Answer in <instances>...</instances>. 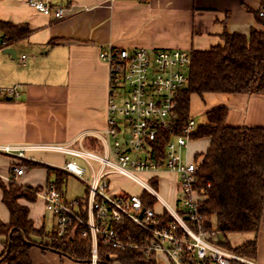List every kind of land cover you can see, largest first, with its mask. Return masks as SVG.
<instances>
[{
    "label": "crops",
    "instance_id": "obj_1",
    "mask_svg": "<svg viewBox=\"0 0 264 264\" xmlns=\"http://www.w3.org/2000/svg\"><path fill=\"white\" fill-rule=\"evenodd\" d=\"M49 1L54 7L67 8L64 19L44 16L31 8L28 0H0V22L30 30L26 37L8 47L16 53L15 57L0 50V88L23 86L19 100H0V146L68 144L87 134L97 140L103 154L104 146L95 136L102 135L108 126L109 68L99 57L105 46L207 51L223 45L225 33L249 35L251 30H263L256 13L264 0ZM23 56H26L24 61L20 60ZM217 106L228 107L229 127L264 128V95L193 96L190 116L206 119V112ZM209 145L207 138L191 140L184 151L193 161ZM28 155V160L58 169L68 162L80 161L56 153ZM19 163L15 155L0 152V223L3 224H8L11 216L3 203L1 184L9 185L11 170ZM139 175L155 187L159 186L160 176L171 177L173 193L169 202L179 207L176 174L162 171ZM111 178L109 191L113 195L143 193V190L131 193L118 186L117 182L125 179L121 176ZM47 182V171L37 168H28L27 174L17 180L19 185L33 188ZM21 204L28 207L35 229L54 228L47 220L42 200L21 201ZM157 205L154 210L161 216L165 209L157 211ZM219 234L215 242L222 241ZM250 234L257 243L256 261L264 264V214L258 234ZM34 241L41 239L35 237ZM249 241L252 240L244 243ZM4 249V238L0 236V254ZM30 256L33 264H87L37 246L32 248ZM165 261L161 256L152 260L153 263L137 264H165Z\"/></svg>",
    "mask_w": 264,
    "mask_h": 264
},
{
    "label": "built area",
    "instance_id": "obj_2",
    "mask_svg": "<svg viewBox=\"0 0 264 264\" xmlns=\"http://www.w3.org/2000/svg\"><path fill=\"white\" fill-rule=\"evenodd\" d=\"M28 5L56 20L66 16L67 8L54 7L49 0H28ZM259 16L264 18V4ZM10 45L9 38L0 34V50L8 49ZM99 57L109 68L108 126L102 135L95 136L104 146L103 154L84 147V140L90 137L87 134L68 144L0 146V152L15 155L20 160H28V154L33 152L56 153L81 160L85 167L68 162L62 168L78 178H82L85 168L91 171L86 205L83 206L85 217L79 201L64 197L54 184L36 190L37 198L54 215L59 235H64L68 225L76 222L81 228V237L91 242L90 264H98L99 237L118 251L134 250L141 254L143 261L139 262L149 263L162 256L169 264H259L219 247L215 244L217 233L207 232L204 228L197 165L183 159L182 155L200 124L190 117L181 127V133H176L175 129L179 94L190 86L189 52L105 46ZM20 60H26V56ZM22 95L23 86L0 88V100H19ZM168 136L163 152L153 149L151 144ZM94 164H98V168ZM162 171L178 176V208L183 213L179 209L173 210L150 182L138 177L144 172ZM27 172L26 165L18 164L12 169V177L17 181ZM113 175L131 179L156 203L160 200L180 234L175 231V226L168 229L161 224L154 208L145 207L140 195L111 194L109 178ZM123 219L148 232L151 238H140L138 242L121 240L111 225Z\"/></svg>",
    "mask_w": 264,
    "mask_h": 264
},
{
    "label": "trees",
    "instance_id": "obj_3",
    "mask_svg": "<svg viewBox=\"0 0 264 264\" xmlns=\"http://www.w3.org/2000/svg\"><path fill=\"white\" fill-rule=\"evenodd\" d=\"M256 19L263 27L262 31L251 30L249 35L225 33L223 45L207 51L189 52L190 86L181 91L178 97L176 133H181V127L191 117L193 96L264 95V18L257 12ZM29 33L27 27L0 22V34L8 37L12 44ZM228 112L226 106H217L206 112V124L200 125L192 137V140H210L207 151L193 160L197 165L200 213L207 232L258 234L264 214V128L229 127L226 124ZM167 140L169 136L159 138L151 146L163 152ZM83 144L86 149L95 152L101 147L92 138H86ZM19 164L27 165L29 169L46 170V185L54 184L65 195L70 176L67 171L26 159L20 160ZM1 185L3 203L11 217L8 224L0 223V236L4 238L5 247L0 254V264H33L30 253L36 246L90 264L91 242L81 237V228L76 222L70 223L62 236L59 235L57 224L50 231L35 229L29 217V209L21 201L36 202V190L44 186H21L14 181L12 170L9 185ZM88 189L87 187L86 195ZM140 196L145 207L154 208L156 201L150 194L144 191ZM77 200L85 217L83 206L86 205V196ZM158 220L168 229L175 226V231L180 234L179 228L174 225V219L167 212L158 216ZM222 225H225L223 231ZM111 227L126 242L151 238L148 232L128 219L113 222ZM35 237L41 241H34ZM215 244L243 258L256 261V240L238 247L222 241ZM139 261H143L141 254L134 250L118 251L107 244L103 237H99L98 264H137Z\"/></svg>",
    "mask_w": 264,
    "mask_h": 264
},
{
    "label": "rangeland",
    "instance_id": "obj_4",
    "mask_svg": "<svg viewBox=\"0 0 264 264\" xmlns=\"http://www.w3.org/2000/svg\"><path fill=\"white\" fill-rule=\"evenodd\" d=\"M9 49V48H8ZM6 50V49H5ZM195 120L201 124L200 122H205V118L204 117H196ZM207 122V121H206ZM99 154H101L100 151H97ZM183 159L185 160H189L191 157H189V154H187L186 151H183ZM81 161V160H80ZM80 161H77V163L79 165L85 166V164ZM96 168H98V164H94ZM39 173H43V172H39ZM119 176V175H118ZM122 178L125 179H121L117 182V185L123 187L124 189H126L127 191L131 192V193H139L141 190L144 191V188L139 185L136 184L135 182H133L131 179L126 177L121 176ZM139 178H141L142 180L147 182V178H143L141 175L138 176ZM162 177V178H161ZM91 178H92V173L89 170V168H85V172L84 175L82 176V178H76L74 176H69L67 179V184L65 187V195L67 196V198L69 199H77V198H83L86 196V189L87 187H89V184L91 182ZM84 179V180H82ZM161 179V180H160ZM159 179V186L155 187L154 185H151L156 192L161 196V198L175 211H178V206L176 204H172L171 202H169V196L173 193V188H171L170 186V181H171V177H166V176H160ZM109 180H112L111 176L109 178ZM132 183L135 185H132ZM180 193H178L177 195V199H179ZM157 207L156 210L157 211H162L165 209L164 204L158 200L157 202ZM179 211H181L179 209ZM46 212V217L47 220H50L51 223H53V225L56 224L55 222V217L54 215L47 211L45 209ZM222 239V242H229L231 244L232 247H238L243 245L244 242L248 241V240H253V234H232V233H220L219 234ZM219 238V239H220ZM257 262V261H255ZM165 264H169L167 261H165Z\"/></svg>",
    "mask_w": 264,
    "mask_h": 264
},
{
    "label": "water",
    "instance_id": "obj_5",
    "mask_svg": "<svg viewBox=\"0 0 264 264\" xmlns=\"http://www.w3.org/2000/svg\"><path fill=\"white\" fill-rule=\"evenodd\" d=\"M5 52H7V53H11L14 57H15V55H16V53L12 50V49H6L5 50ZM225 229V225H222L221 226V230L223 231ZM11 235V234H10ZM8 251H9V249L7 250V252H6V255L8 254Z\"/></svg>",
    "mask_w": 264,
    "mask_h": 264
}]
</instances>
